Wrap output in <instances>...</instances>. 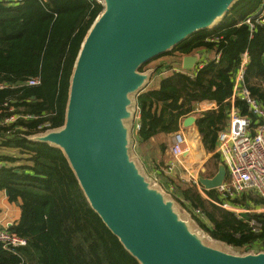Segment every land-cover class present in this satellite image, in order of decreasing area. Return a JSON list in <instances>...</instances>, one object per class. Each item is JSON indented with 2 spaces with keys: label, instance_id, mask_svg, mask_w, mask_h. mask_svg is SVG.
I'll use <instances>...</instances> for the list:
<instances>
[{
  "label": "trees",
  "instance_id": "trees-1",
  "mask_svg": "<svg viewBox=\"0 0 264 264\" xmlns=\"http://www.w3.org/2000/svg\"><path fill=\"white\" fill-rule=\"evenodd\" d=\"M261 2L236 0L218 26L196 31L151 59L174 55V65L180 66L185 55L220 53L218 61L208 59L194 75L188 70L172 71L158 86L140 91V127L133 137L142 155L150 152L161 175L160 186L165 190L168 184L174 185L173 191H166L180 215L189 219L195 231L211 237L204 238L207 244L239 255L264 251V213L246 214L263 223L261 231L255 232L247 221L218 204L224 202L221 195L206 190L211 200L207 199L193 183L167 175L162 168L169 135L179 131L182 119L204 100L216 101L218 108L196 113V124L206 150L215 151L218 132L227 124L228 99L244 51L251 58L247 86L264 105V26L258 25L251 35L249 26L242 23ZM103 9L91 0H24L18 4L0 0V84L6 85L0 88V106L10 101L18 112L33 116L18 122L25 128L21 135L9 136L0 126V145L20 153L19 158L0 156L6 162L0 168V190L8 191L11 201L20 200L21 218L10 229L28 239L17 254L0 246V264H142L93 208L65 151L56 144L28 138L39 133L43 123L49 124L48 129L64 126L76 60ZM168 58L143 70L150 60L139 71L153 75L162 67L169 70L174 66L167 67ZM34 77L41 82L23 84ZM236 103L248 113L244 101L237 99ZM18 160L24 163L14 164ZM220 163L218 154L212 156L202 176L213 177ZM251 200L260 201L256 195ZM196 208L204 216L195 215Z\"/></svg>",
  "mask_w": 264,
  "mask_h": 264
},
{
  "label": "water",
  "instance_id": "water-1",
  "mask_svg": "<svg viewBox=\"0 0 264 264\" xmlns=\"http://www.w3.org/2000/svg\"><path fill=\"white\" fill-rule=\"evenodd\" d=\"M235 1L105 0L76 60L64 126L31 138L65 151L93 208L142 264H264V251L239 255L207 244L204 238L211 237L192 230L132 154L138 100L132 113L130 94L137 98L152 76L139 68L194 32L213 28ZM199 62L198 55H185L182 67ZM127 118L134 119L131 129ZM196 120L189 115L183 124ZM226 176L220 163L213 177L200 181L213 190Z\"/></svg>",
  "mask_w": 264,
  "mask_h": 264
},
{
  "label": "built area",
  "instance_id": "built-area-1",
  "mask_svg": "<svg viewBox=\"0 0 264 264\" xmlns=\"http://www.w3.org/2000/svg\"><path fill=\"white\" fill-rule=\"evenodd\" d=\"M2 1L10 4H18L24 0ZM91 1L100 3L104 8L105 0ZM242 23L249 26L251 35L258 25L264 26V0H262L259 8L248 15ZM212 59L218 61L220 59V53H215ZM250 59L248 51L242 52L239 65L234 74L233 92L232 96L228 99L230 101V106L227 111L228 126L219 131L215 149V153L218 154L222 163L227 168L228 177L221 185L214 188L213 191L224 198V202L218 203L220 206L233 211L239 218L247 221L255 232H259L263 228V223L257 218L246 216L248 213H264V105L252 96L245 80ZM207 60L200 61L194 69L188 70L189 74L194 75V72L202 67ZM172 71L187 72L184 68L183 70L173 68ZM40 82L39 77H34L23 84L37 85ZM5 86V84H0V88H4ZM237 99L244 101L247 106V114H244L239 105H237ZM194 113H198V109L195 108ZM0 115H2L0 116V126L5 127V132L9 136L15 134L21 135L20 133L25 128L18 124V122L21 119L33 118L30 114L18 112L17 107L10 101H6L0 106ZM139 117L140 107L137 105L135 120H139ZM48 126V123H43L38 126L41 131L28 136V138L31 139L37 134L46 132L49 130ZM139 127L140 124L137 122L134 126V134ZM187 142L186 135L183 132L177 131L175 133L171 146L173 159L166 164L164 169L166 174L173 175L175 169L180 164L186 168L182 157L186 152H190L191 148ZM4 165L5 163L0 161V168ZM200 170H203V168H200ZM199 171L196 175H192L193 179L180 175L181 179L184 181L191 180L201 195L210 199L209 196H206V189L200 181L202 175ZM153 177L157 184L161 183V179L158 176ZM166 190L173 191L174 185L168 184ZM252 195L259 197L260 201L254 202L251 200ZM230 199L236 200V202L232 203ZM244 200H248L250 204L247 206L242 205L241 203ZM193 212L197 216H204V213L199 208L194 209ZM10 228L11 226H7L5 229L0 230V246L4 250L17 254L20 248L27 246L28 239L12 231ZM21 264H25L24 261Z\"/></svg>",
  "mask_w": 264,
  "mask_h": 264
},
{
  "label": "crops",
  "instance_id": "crops-1",
  "mask_svg": "<svg viewBox=\"0 0 264 264\" xmlns=\"http://www.w3.org/2000/svg\"><path fill=\"white\" fill-rule=\"evenodd\" d=\"M196 55L199 56V61H204L206 59L213 58L215 53L213 51H208V52H202L201 51V52H197ZM182 58H181V63H182ZM162 63H165V61H162ZM162 68L161 69L159 68V70L151 76V79H150L148 85L144 89H148V88H151V87H154V86H158L160 80L163 77H165V75H167V74L172 72V71L171 72L167 71L165 67H162ZM173 68L174 69L178 68V69L183 70L182 65H180V66L177 65V66L172 67V69ZM196 106H197L196 109H198V112H202V111H205V110L217 109L218 108L217 102L216 101H212V100H204V101L198 103ZM192 115H194L197 118V114L196 113H192ZM184 119H185V117L182 119L181 127H180V130L178 132H183L186 135V138L189 139V133L187 131H191L190 133L192 135H194V137H195L194 138V140H195L194 143H196V146L201 144V147L203 149H206L204 144H203V141H202V136H200L201 134H200V131L198 129L197 124L195 123V124H193V125H191L189 127H186L183 124ZM137 122H139V120H135V124ZM227 126H228V119H227V124H226V126L223 129H225ZM175 133L176 132L170 134L169 137H168V140H169V142L171 144L169 146V148H168L169 150H171V146L173 144ZM218 134H219V132H218ZM217 140H218V138H217ZM154 144H156V142H154ZM187 144H188V146L190 148H192V145H190V143L187 142ZM216 146H217V143H216ZM148 147H150V146L148 145ZM5 148L6 147H3V146L0 145V156L1 155H6L4 153V151H5L4 149ZM150 148H152V147H150ZM190 152H191V149H190ZM190 152H186L183 155L182 161L184 163H185V160L187 159V157L189 156ZM213 152H215V151H213ZM149 155H150V152H148V155H142V153L139 151L138 148H135V147L133 148V158L139 164L142 172L145 175H147L148 177H150V178H151V175H152V176H158L161 179V175L159 174V171L157 170L158 168H155V166L153 164V161L149 157ZM13 156H16V155H13ZM219 160L222 163L220 157H219ZM0 161L4 162L6 164V162L4 160H0ZM20 163H21L20 161L19 162L16 161L14 164H20ZM166 164H167V162L165 163V166H166ZM7 165H11V164L9 162H7ZM179 166H182V165L180 164V165H178V167ZM162 169L164 170L165 168H162ZM172 176H175V175H172ZM227 177H228V175L226 176V178ZM180 178H181V176H180ZM20 218H21L20 200L19 201H11L9 199V195L6 193V190H0V230L1 229H5L7 226H13V225L17 224L19 222Z\"/></svg>",
  "mask_w": 264,
  "mask_h": 264
},
{
  "label": "rangeland",
  "instance_id": "rangeland-1",
  "mask_svg": "<svg viewBox=\"0 0 264 264\" xmlns=\"http://www.w3.org/2000/svg\"><path fill=\"white\" fill-rule=\"evenodd\" d=\"M222 22L221 18L218 19L213 25L212 27H215V26H218L220 23ZM166 57H169L168 58V64H167V67L169 66L170 63H172L173 65L172 66H177V65H174V63H176V60H175V57L174 55H169V54H166V55H163L161 57H158L154 60H151V62L147 63L146 65L143 66V70H146L149 66L153 65L154 63H157V62H162L164 59L165 61L167 60ZM163 69V68H162ZM169 72L172 71V68L167 70ZM167 74V73H166ZM166 76V75H165ZM136 93H131L130 94V98L132 100L131 104L129 105V110L133 113L135 110H136V101H137V98H136ZM133 118H127L125 119V124L126 126L131 129V127L133 126ZM189 133V139L188 140V143H190V145H192V148H191V152L189 153V156L187 157V159L185 160V165H186V168H184L183 166H179L175 169V173L173 175H175L178 179H181L180 178V174L185 177V178H190V179H193L192 175H196V173L200 170V168H205V164L207 163V161L213 156L215 155V152H209L207 151L206 149H203L201 147V144L196 146V143H194V135H192L190 132L191 131H187ZM201 136V135H200ZM198 142V141H197ZM0 143H1V138H0ZM171 145V144H170ZM4 153L6 155H16L18 158L20 157V153H19V150L18 149H15V148H5L4 149ZM169 151V152H168ZM166 162L170 161L171 159H173L172 157V154H171V150H167L165 155H164ZM21 162V163H24V160L21 161V160H18V162ZM166 166H163V168H165ZM200 174H204L205 171L203 170H200L199 171ZM168 175V174H167ZM152 178H154L152 175H151ZM155 180V179H154ZM182 180V179H181ZM184 181V180H183ZM186 182H190V183H193L191 180H185ZM160 185V184H159ZM166 191V189H165ZM167 192V191H166ZM168 193V192H167ZM208 196V195H206ZM176 210L178 211V208L176 207ZM186 221H188V223L190 224L189 222V219L188 218H185ZM192 230L195 231V229L192 228ZM201 231V230H200ZM202 233H204L203 231H201ZM206 235V233H204ZM229 250V249H228ZM230 251V250H229ZM228 252V251H227ZM230 253H236L235 251H231ZM237 254V253H236Z\"/></svg>",
  "mask_w": 264,
  "mask_h": 264
}]
</instances>
